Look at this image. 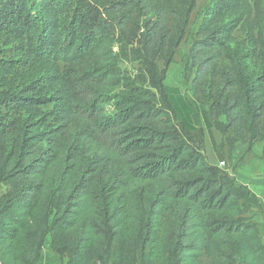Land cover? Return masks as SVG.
<instances>
[{"label": "trees", "instance_id": "16d2710c", "mask_svg": "<svg viewBox=\"0 0 264 264\" xmlns=\"http://www.w3.org/2000/svg\"><path fill=\"white\" fill-rule=\"evenodd\" d=\"M198 1L0 0V34L48 77L0 91L4 264H264V201L208 162L167 86ZM210 1L187 79L246 152L264 138V0Z\"/></svg>", "mask_w": 264, "mask_h": 264}, {"label": "rangeland", "instance_id": "374dc122", "mask_svg": "<svg viewBox=\"0 0 264 264\" xmlns=\"http://www.w3.org/2000/svg\"><path fill=\"white\" fill-rule=\"evenodd\" d=\"M211 4L210 0L197 2L196 9L191 15L187 35L179 48L176 61L168 70L167 86L178 91L179 96L184 99V102L189 105L194 116H196L197 130L193 134V142L201 151H205L208 162L214 165L220 163L219 156L224 158L225 166L220 167L227 170L236 181H252L250 183L251 190L258 197H261V201H264V185L260 184L263 181L261 180L262 177H264L261 171V166L264 164V138L263 141L254 143L251 149L246 152L244 149V147L246 148L245 144L237 142L238 147H236L234 141L230 140L234 136L230 134L229 138L228 136L223 137L215 124V120L212 117H206L201 111L203 107L195 101L191 93L190 81L187 79V52L195 41L201 22ZM240 35L241 33H236L237 37ZM5 36L3 33L0 34V78L2 79L0 91L7 92L15 88L22 89L33 81L36 84H43L48 79L45 71L38 67H31L30 54L21 41H9ZM121 69L133 77L140 74L139 66L136 63L124 61L121 64ZM189 99L196 103L197 110L189 103ZM7 190L6 186L0 185V196L5 194ZM253 218L264 232V213L256 209L253 212ZM43 262L45 264V261Z\"/></svg>", "mask_w": 264, "mask_h": 264}, {"label": "crops", "instance_id": "0c3cea01", "mask_svg": "<svg viewBox=\"0 0 264 264\" xmlns=\"http://www.w3.org/2000/svg\"><path fill=\"white\" fill-rule=\"evenodd\" d=\"M261 171H262V168H261ZM261 180H263L264 181V177H262V179ZM247 183V185L251 188V186H250V183H252V181H250V182H246ZM263 184V183H262ZM264 185V184H263ZM260 199H261V197H259Z\"/></svg>", "mask_w": 264, "mask_h": 264}, {"label": "built area", "instance_id": "2783aa9c", "mask_svg": "<svg viewBox=\"0 0 264 264\" xmlns=\"http://www.w3.org/2000/svg\"><path fill=\"white\" fill-rule=\"evenodd\" d=\"M221 166H224V163H222ZM0 264H4V263L0 260Z\"/></svg>", "mask_w": 264, "mask_h": 264}]
</instances>
